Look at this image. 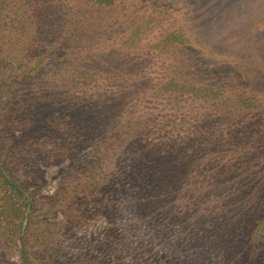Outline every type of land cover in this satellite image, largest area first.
<instances>
[{"label":"rangeland","instance_id":"374dc122","mask_svg":"<svg viewBox=\"0 0 264 264\" xmlns=\"http://www.w3.org/2000/svg\"><path fill=\"white\" fill-rule=\"evenodd\" d=\"M96 9L104 29L75 49L100 61L104 102H69L60 82L28 105L0 91V175L25 200L8 205L0 176V264H264V0Z\"/></svg>","mask_w":264,"mask_h":264},{"label":"trees","instance_id":"16d2710c","mask_svg":"<svg viewBox=\"0 0 264 264\" xmlns=\"http://www.w3.org/2000/svg\"><path fill=\"white\" fill-rule=\"evenodd\" d=\"M80 1L83 0H63L61 3L56 2V0H0L1 95L6 97L13 95L14 97L10 99L14 102L20 96L21 99L25 97L21 101L22 105H28L26 100L30 102L32 98L29 96L28 90L36 87L43 91L50 87L61 88V83L64 98L69 102L74 99L76 101L80 100L88 106L94 104L98 106L100 96L102 97L101 102L106 100L103 84L105 87H109V81L105 78L99 83L92 72L97 70L99 74L100 69H97V66H99L100 61L93 56L86 58V56L79 55L80 51L76 50L75 47L80 39H84L85 31L92 33V27L99 30L104 29L100 25L101 23L89 24L95 20L97 23L95 16L97 18L101 16L100 10L96 9L97 6L101 9L107 7L119 9L122 5H125L127 0H85L83 2L87 5L85 9L82 6L80 9H72L68 6L70 2L77 4ZM53 2L56 6L53 5ZM108 16L109 13L106 17L109 20ZM87 26L89 28L84 30V27ZM60 53L64 55L60 56ZM103 61L107 70L112 68L113 65L107 66L108 60ZM55 72L62 74L59 79L56 77ZM24 90H26V94ZM32 100L39 101L36 98H32ZM249 102L245 100L243 108L251 113L257 107ZM106 105L109 106L107 102ZM83 110H85V107ZM24 115L23 111H19L15 124L25 126L26 129L34 127L35 130H38L39 121L35 123V119L28 115L24 117ZM76 116L74 118L71 116V119L81 123V114L78 113ZM44 118L48 120L49 117L44 115ZM64 118L71 120L68 115ZM4 119L9 121L8 117ZM132 120L134 121L129 123V125H133L131 128L139 129L142 127L137 123L136 118ZM64 124L66 125L61 117H56L54 126L57 129L64 128ZM42 134L43 132L34 139L36 141L34 146L39 147L37 154L45 152L42 149L43 144H40L45 138ZM83 140L81 137L76 138L73 145L59 146L57 150L63 154L75 152L82 145ZM115 142L118 143V141ZM136 146H138L137 143L132 144V148ZM5 171L7 172V170ZM0 176L2 177L0 178L7 204L20 207L25 204L24 196L21 193L24 187L16 181L17 186L21 189L19 190L12 186L10 181L2 175ZM27 235L28 229H25L23 238L28 237Z\"/></svg>","mask_w":264,"mask_h":264},{"label":"water","instance_id":"95a60500","mask_svg":"<svg viewBox=\"0 0 264 264\" xmlns=\"http://www.w3.org/2000/svg\"><path fill=\"white\" fill-rule=\"evenodd\" d=\"M8 179V178H7Z\"/></svg>","mask_w":264,"mask_h":264}]
</instances>
